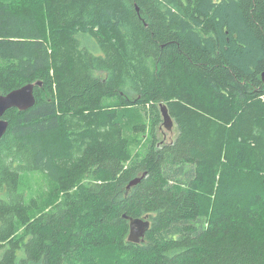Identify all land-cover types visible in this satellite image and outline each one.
Here are the masks:
<instances>
[{
	"label": "trees",
	"instance_id": "16d2710c",
	"mask_svg": "<svg viewBox=\"0 0 264 264\" xmlns=\"http://www.w3.org/2000/svg\"><path fill=\"white\" fill-rule=\"evenodd\" d=\"M263 72L264 0H0V264H264Z\"/></svg>",
	"mask_w": 264,
	"mask_h": 264
},
{
	"label": "water",
	"instance_id": "95a60500",
	"mask_svg": "<svg viewBox=\"0 0 264 264\" xmlns=\"http://www.w3.org/2000/svg\"><path fill=\"white\" fill-rule=\"evenodd\" d=\"M37 84L41 85L40 82H38ZM35 85V83H28L19 88L13 89L8 93H0V139L5 135L9 125L8 121L4 119L5 112L12 107H17L20 110H26L31 107L36 101L34 92ZM161 112L164 119V125L167 128L171 129L174 125V120H172V117L168 112L167 106L162 105ZM144 175L145 173H143V175L140 177L132 179L128 183L127 188L129 189L139 183ZM125 217L129 219L130 224L128 240L133 242H140L141 240H143L151 224L148 215H145L143 217Z\"/></svg>",
	"mask_w": 264,
	"mask_h": 264
},
{
	"label": "rangeland",
	"instance_id": "374dc122",
	"mask_svg": "<svg viewBox=\"0 0 264 264\" xmlns=\"http://www.w3.org/2000/svg\"><path fill=\"white\" fill-rule=\"evenodd\" d=\"M131 109H133V108H129V110H127V116L129 117V121H130V123L128 125L129 128H128L127 136L129 138L130 144L132 146H136L137 143L144 142L146 137L145 136L142 137L140 135V133H137L133 129V125L137 124V122H139V120L142 118V116L137 113V110L134 111V110H131ZM157 133H158L159 138L162 141H171L177 135V128H176L175 124L173 125L171 130H169L166 127L163 126L161 129H158Z\"/></svg>",
	"mask_w": 264,
	"mask_h": 264
},
{
	"label": "bare ground",
	"instance_id": "6f19581e",
	"mask_svg": "<svg viewBox=\"0 0 264 264\" xmlns=\"http://www.w3.org/2000/svg\"><path fill=\"white\" fill-rule=\"evenodd\" d=\"M264 73V72H263ZM262 76H263V74H262ZM263 79H264V76H263ZM13 108V107H12ZM15 108H17V107H15ZM10 109V108H9ZM19 109V108H18ZM162 117H163V115H162ZM5 119V118H4ZM172 120H173V118H172ZM163 121H164V119H163ZM9 123V122H8ZM175 124V123H174ZM163 126L164 127H166L165 125H164V123H163ZM167 128V127H166ZM167 129H169V128H167ZM172 129V128H171ZM171 129H169V130H171Z\"/></svg>",
	"mask_w": 264,
	"mask_h": 264
}]
</instances>
